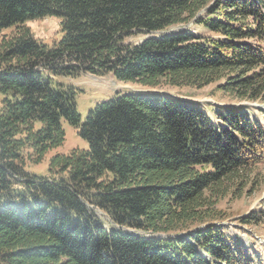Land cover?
I'll return each mask as SVG.
<instances>
[{"label": "trees", "instance_id": "1", "mask_svg": "<svg viewBox=\"0 0 264 264\" xmlns=\"http://www.w3.org/2000/svg\"><path fill=\"white\" fill-rule=\"evenodd\" d=\"M45 18L62 33L52 46L26 25ZM189 24L202 32L170 31ZM9 29L0 39V264H264L204 211L264 162L253 108L210 116L131 92L83 120L76 90L55 84L107 74L151 88L223 81V93L263 101L264 0H0V33ZM136 34L155 36L128 42ZM63 122L88 150L52 157L48 177L31 175L27 161L65 142ZM198 223L207 226L189 229Z\"/></svg>", "mask_w": 264, "mask_h": 264}, {"label": "rangeland", "instance_id": "2", "mask_svg": "<svg viewBox=\"0 0 264 264\" xmlns=\"http://www.w3.org/2000/svg\"><path fill=\"white\" fill-rule=\"evenodd\" d=\"M31 29L37 39L48 46L60 41L62 33L60 32L59 22L54 18H45L31 21L26 24ZM180 29L189 30L195 34L202 31L189 24L185 27H175L170 31ZM15 29H9L0 33V39L10 37ZM155 36L154 34H136L128 40L132 44L140 43L142 40ZM210 36V35H209ZM62 84L65 88L73 87L77 92L76 105L79 115L84 120L88 113L101 102L113 99L117 93H160L172 97L175 100L188 102L195 105L210 116L217 113L220 109H235L238 107H250V116L258 119L264 125V116L260 110L264 111V100L255 103H246L239 101L232 96L220 91L219 86L223 81L214 83L203 89L192 87H174L161 83L155 88L143 87L139 84L123 83L117 81L112 74L103 77H94L82 75L77 79L56 78L55 84ZM65 131V142L62 146L49 151L43 161L38 164L26 162V171L31 175L38 177L49 176V162L56 155H69L74 150L86 151L88 144L78 136L77 130L69 124L63 122ZM248 184L241 188L239 193L236 191L237 185L229 187L218 199L213 201V206L207 205L204 208L205 213L210 216L216 215L217 218L208 219L207 224L221 226L227 237L232 241L241 242L246 248L264 258V162L257 164L249 170ZM241 186H239L240 188ZM252 216L259 219V222L253 221L251 225H242L240 220L244 217ZM206 220V221H207ZM206 224L191 226L189 229L195 231L204 229ZM181 234V232H178ZM137 235L148 238L150 234L136 233ZM175 233H171L173 235ZM183 234V233H182ZM166 235H160L165 237Z\"/></svg>", "mask_w": 264, "mask_h": 264}, {"label": "water", "instance_id": "3", "mask_svg": "<svg viewBox=\"0 0 264 264\" xmlns=\"http://www.w3.org/2000/svg\"><path fill=\"white\" fill-rule=\"evenodd\" d=\"M175 32V31H174Z\"/></svg>", "mask_w": 264, "mask_h": 264}]
</instances>
